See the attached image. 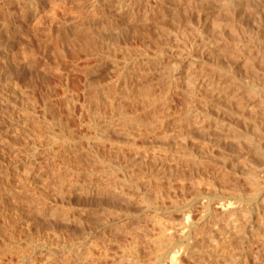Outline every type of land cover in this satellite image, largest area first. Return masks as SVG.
Masks as SVG:
<instances>
[{
  "label": "rangeland",
  "instance_id": "374dc122",
  "mask_svg": "<svg viewBox=\"0 0 264 264\" xmlns=\"http://www.w3.org/2000/svg\"><path fill=\"white\" fill-rule=\"evenodd\" d=\"M19 1L21 0H3L0 3V15L2 16H0V25L2 26H0V40L5 43L2 49L5 51L1 50L2 53H0V62L3 64V68H6L5 70H8L9 72H7L14 78V82L16 80L15 83L19 84L18 91L21 94V97L17 98L19 105L16 104V106L14 100H10L15 98L11 88H8V85L11 84H4V81L0 80V175L2 177L0 179V264H22L21 257L23 254L32 256L27 264H39L44 260L46 262L51 260L49 264H152L154 249L148 246V242L158 232L156 224L158 222L155 218H152L154 216H151L154 213L146 212L147 215H145L146 213L141 210L143 205L142 202H139L138 196L133 200L126 199L124 196L117 194V191L110 188L107 183H103V180L98 177V173L102 172L100 170L102 169L101 157L106 161L120 163L122 168L129 167L127 161L122 158L124 154L128 153V148L127 145H124L118 149L120 151L116 152L109 141L94 140L96 130L89 124L92 120H97L96 122L103 129L107 127L105 128V133L107 131L106 137L121 141L126 139L124 132L127 124L120 121L117 115L112 117L107 107L105 109L102 105L98 108L94 102H92L94 105L90 104L98 87L101 89L106 84H111L109 82L115 77V73L114 67L108 63L94 77L97 80L92 81L93 78L91 80L86 78V74L82 71H85L88 67H94L95 62L92 59H85V35L88 33V36L97 37L99 29L103 25H110L109 23L112 20L116 22V25L117 23L121 25L118 29H120L122 35H119V37L129 34V32H135L139 36H136V39H132V36L128 39L129 42L132 41V45L137 46L134 53L139 54L142 51V53L153 55L156 48L160 46L159 41L152 37L153 33L161 41L176 43L174 35L170 31L181 26L187 21L186 19H193V23L200 20L209 34L216 33L215 23L224 21L226 12L223 11V8L213 7V4L208 3L215 4L217 0L207 2L195 0L192 5L184 0L163 5V9H160L158 13L154 11L150 13L152 16L149 15L150 20L147 21L144 18V12H142L145 3L141 6L144 1L134 0L136 2L134 7L133 0H130L131 3L128 2V4L131 6L128 8L133 6L135 10L133 7V10H129L134 13L132 12L130 16L122 21L116 15L118 14V0L112 1L114 3L108 6H102L100 3L102 8L94 5V0H38V2L41 1L40 5L34 1L37 5L35 15L24 11L25 7L23 5H26V0ZM126 1L125 3H127ZM116 3L117 5L114 6ZM54 8H56V11ZM25 13L27 14L25 15ZM242 13L244 14L243 17L247 16L248 19H244V23L242 22V25L239 24L238 27L242 31L244 41H248L251 35L256 37L258 34L256 25H254L255 17L248 15L249 12L246 9H242ZM198 14L201 17H198ZM92 16H94V19ZM116 32L117 30H113L111 34L116 36ZM142 34L146 37H144L145 39ZM119 40L123 44L122 39ZM145 43L150 46L146 48ZM103 46L106 47V43ZM162 61L164 72L174 62L184 64L181 59L169 53L163 55ZM241 65L238 66L241 68ZM76 68H79V71ZM156 72L158 73L157 70ZM156 72H154L155 75L150 73V78H148L150 81L147 79L144 81L147 80L148 83L157 81L156 83L160 82V85H166L167 81L158 79L159 74ZM18 80L19 82H17ZM97 81L102 85L96 86L98 85L95 84L98 83ZM33 84H36L35 87L37 88L35 93L30 89V87L34 88ZM70 85L79 89L75 90ZM68 88L73 89L75 93L72 90L69 91ZM84 91H87V95ZM88 92L90 93L88 94ZM97 94H99V90ZM114 95H117V93ZM118 96H121V94ZM172 100L168 108L163 111L170 117L169 127L176 126L180 122V116L185 115L190 107L193 108L199 103L196 99L194 103L190 104L188 96L182 90L173 95ZM28 101H34L36 106L32 105L34 106L32 107L30 103L25 104ZM45 103L48 105L49 111L44 113L45 108H47ZM85 103L92 105L90 108L92 111L85 109ZM130 105L126 109L128 112L133 113L136 109L134 110ZM230 107L237 109L235 105ZM140 108L137 107L139 110ZM50 109L53 110L50 111ZM92 114L95 115L94 118ZM243 127H246V125ZM229 151L225 153L230 155ZM250 155L255 158L257 164L264 163V160H261L254 153H250ZM259 160L260 163H258ZM234 163L236 161L230 162L227 167L232 166ZM180 166L181 169L178 168V172L183 170L179 172L180 174L184 172L188 174L186 175L189 180L193 178V188L197 185V181L202 180V186L200 185L199 189L204 195L201 198H204L205 193L209 192L208 188H210V192L215 193L213 195L217 200L222 198L218 195L228 191V188L229 191L232 189L234 191L237 189L244 192L251 191V184L245 179L242 172L229 171L230 174L224 176L223 181L222 175L217 174V167L213 164H206L202 168L203 170L200 169L202 172L200 170L191 172L192 170H189L188 167L182 164ZM31 171L33 174L30 173ZM188 171L193 174L190 176ZM27 174H29L28 177ZM118 174L120 177H124L125 173L118 170ZM125 178L127 177L125 176ZM207 180H209L208 183ZM212 183L213 186H217L214 188L211 185ZM129 189L128 184H125V192ZM188 193L190 192L188 191L187 195ZM191 193L186 196L189 197ZM181 195L183 196L181 192L176 196L174 194L176 198L173 199H182ZM217 200H212V207L217 218H220L222 209L218 206ZM172 203L171 197L168 201L166 200L165 204L170 206ZM202 203H205V198L197 204H193L194 206L179 208L182 212L178 209L168 217H163V215L168 214L160 212V217L162 216V220L165 221L171 219L170 221L174 223L178 220H185L184 222L187 223L199 222L197 223L196 232L201 234L207 224L201 218V216L204 218L202 215L204 214V204ZM186 212L187 217L185 216ZM210 225L212 223H209V227ZM134 234H138V236ZM133 236L137 239L134 238L133 240ZM138 237L140 238L138 239ZM135 239L142 242L139 245L141 246L139 247L141 248L140 251L136 248L134 250L135 245L138 244H134ZM236 241L238 243L241 240ZM262 241H260V244L257 241L259 245L255 244L258 248L255 245L250 246L248 241L242 242V245L241 242L238 245L236 243L234 246H238V249L235 250L233 249L234 246H232L233 248L228 247L227 251L229 252L226 254L229 258L222 264H245L246 259L244 257L246 254H250L252 264H264V254H261L257 260L252 257L253 252H257V249L260 250L264 247L263 244L261 245L264 240ZM79 244L80 246H78ZM34 246L38 247L33 250ZM239 246H242V249ZM39 247H41V250L51 247L57 254L48 260V253L39 250ZM244 251L245 253H243ZM229 254H232L231 257ZM239 254L240 256H238ZM186 256L185 254L181 256L183 263L194 264ZM164 264L169 263L165 261Z\"/></svg>",
  "mask_w": 264,
  "mask_h": 264
},
{
  "label": "bare ground",
  "instance_id": "6f19581e",
  "mask_svg": "<svg viewBox=\"0 0 264 264\" xmlns=\"http://www.w3.org/2000/svg\"><path fill=\"white\" fill-rule=\"evenodd\" d=\"M1 1L3 0H0V3ZM34 1L38 2V0H26V5H23V7H25V12H30L32 15L36 14L37 5ZM112 1L114 0H94V5H98L97 7H99L101 3L102 6H108ZM118 1V14L116 15H118L117 18L123 21L132 14L133 6L128 8L131 6L128 4V2L131 3L130 0ZM125 1L127 3H125ZM136 1H144L143 4H141V6H143L145 3V9L142 7V12L145 14V20L148 21L150 20V13H153V11L158 13L160 9H163V5L168 3L174 4L184 0ZM187 1L189 5H192L195 0ZM203 1L207 2L212 0ZM40 2H38V4ZM117 3L114 4V6L117 5ZM135 3L136 2H134V7ZM208 3L213 4V7L217 6L218 8H223V11L226 12L224 21L215 23L217 27L216 33L209 34L200 20L197 23H193V19H186L187 21H185V23L176 27L175 30L170 31V33L174 35L176 43L161 41V39L156 37L153 33L152 37L159 41L160 44L153 55L142 53V51L139 54L134 53L137 46L132 45V41L129 42L128 39H130L131 36L132 39H136L139 36H137L135 32H129V34L127 33V35L119 37V35H122L120 29H118L121 25L118 23L116 25V22L112 20L109 23L110 25H103L99 29L97 37L88 36V33L85 35L86 58H84L86 60L92 59L95 62V64H93L94 67L91 66L86 68L85 71H82L86 74V78L90 80L93 78L92 81L97 80V78L94 77L103 66L108 63L114 67L115 73V77L109 82L111 84H106L107 87H105V85L103 86L104 88L101 89L98 87L96 93H93L94 99L90 104L94 102L98 108L102 105L105 109L107 107L112 117L117 115L120 121L127 124L124 132L126 139L124 141L119 139L111 140L109 137H106L107 131L105 133V128L107 127L103 129L100 124L98 125V122H96L97 120H90L91 123L89 126L96 130V136H93L94 140L97 139L102 142L109 141L116 152L120 151L118 149L124 145H127L128 148V153L124 154L122 158L129 164V167L126 166L128 170L130 169L129 171L125 167L126 170L122 168L120 163L117 164L113 163L114 161H106V159L101 157L100 164L102 165V169L100 170L102 172H99L100 174L98 173V177L103 180V183H107L110 188L118 192L117 194L124 196L126 199L129 198L133 200L138 196L140 199L139 202H142L141 204L143 205L141 206V210L145 213H154V215L151 216H154L152 218H155L158 222L156 223L158 232H156V236L152 239L150 238L151 240L149 239L150 241L148 242V246L154 249V261L152 264H164L165 261L169 264H184L181 257L182 254H185V256L187 255L194 264H222V262L224 263L229 258L227 255L229 252L227 248L236 245V240H241L239 241L241 245L242 242L248 241V243L250 242V246L257 244V241H259L260 244V241L263 242L262 240H264V163L257 164L255 158L250 155V153H254L261 158V160H264V0H217L215 4ZM102 6L100 7L102 8ZM56 8H54L55 11ZM116 8L117 6L115 10ZM242 9H246L249 12L247 13L248 15L255 17L254 25H256L258 34L256 37L251 35L248 41H244L242 31L238 27L239 24L242 25V22L244 23V19H248L246 18L247 16L243 17L244 14L242 13ZM27 13H25V15ZM92 17L94 19V16ZM198 17H201V15L198 14ZM113 30H117L115 33L116 36L111 34ZM144 37L145 36H143V38ZM118 38L122 39L123 44H121ZM104 43H106V47L103 46ZM3 44L5 43L0 40V51L3 49V46H5ZM145 45L146 48L150 46L146 43ZM2 51L0 53H2ZM133 53L138 55H134ZM166 53L181 59L186 65L174 62L170 68L164 72L162 60L163 55ZM74 65L76 64L74 63ZM238 65H241V68L244 67V70ZM5 69L6 68H3V64L0 62V80L4 81V84H11L8 85V88H11L15 98H9H11L10 100H14L13 102L15 105H19L17 102V98L21 97L18 91L19 84L17 85V83H15L16 80L14 82V78H12L8 73L9 71L7 70V72ZM76 69L79 71V68ZM154 72L159 74L158 79H165L167 84L163 86L160 85V82L156 83L157 81L155 83H148V81H150L148 78H150V75L152 73L154 74ZM145 79L148 81H144ZM17 82H19V80ZM95 84L99 86L100 82ZM35 85L34 88L30 87L33 93H35L37 89ZM101 85L102 84H100V86ZM70 86L73 87V85ZM78 89L75 88V90ZM180 89L188 96L190 104L194 103L196 99L199 103L193 108L190 107L185 115L180 116V122L177 123L176 126L169 127L168 123L170 117L163 113V111L168 108L173 95L179 93V91H181ZM70 90L73 92V89H69V91ZM98 90L99 94H97ZM90 92H88V94ZM85 93L87 95V91ZM113 93H117V95ZM119 94H121V96H118ZM41 95L44 94L41 93ZM44 97L46 96L44 95ZM26 103H30L31 106L34 105V101H28L25 102V104ZM130 104L134 110L136 109L133 113L128 112L126 109ZM233 105L237 108L236 110L230 107ZM45 106H47V108H45L44 113L49 111L48 105L46 104ZM91 106L88 103L84 107L89 111ZM84 107L82 108L84 109ZM137 107H141L140 110L137 109ZM51 110L53 109H50V111ZM94 116L95 115H93V118ZM105 116L107 117V115ZM244 125H246V127H243ZM228 150L231 151H229V154L231 153L230 155L225 153L228 152ZM235 161L236 163L227 167L230 162ZM258 163H260V160ZM181 164L188 167L189 170L191 169V172L202 169L206 164H213L217 167V174L222 175V180L230 174L229 171L234 173L242 172L245 179L251 184V191L244 192L240 189L235 191L232 189L229 191L228 188V191L218 195L222 196V198L217 200L213 195L215 193L210 192V188H208L209 192L205 193L206 195L204 197L205 203H202L204 204V214H202L204 218L201 216L202 220H204V222L206 221L205 223L207 224L201 234L196 232V228H198L197 223L199 222L187 223L184 222L185 220H178L179 222L176 221L174 223L170 221L171 219L167 221L162 220L163 218H161L162 216L160 217V212L168 214L163 215V217H168L170 214L172 215L174 211H178L179 208L182 209V207L185 206H194L197 202H200L201 199H204L201 198L204 193L199 189L202 180L197 181V185L193 188V178L189 180L187 173V175L184 172H181L182 174L179 173L183 170H179L178 172V168L181 169ZM118 170H122L125 173L124 177L119 176ZM188 172L190 173V171ZM30 173H32V171ZM191 174L193 173H190V176ZM28 175L29 174H27V177ZM125 176L127 178H125ZM0 179H2L1 175ZM198 179L200 180V178ZM208 182L209 180H207V183ZM125 184H128L131 191H129V189V192H125ZM211 185L213 186V183ZM211 185L206 186L210 187ZM216 186L217 185L213 187L215 188ZM188 191L190 193L192 191L189 197H187L190 194L188 193L187 195ZM178 192L183 194V196L181 195L182 199L174 200L173 198L179 194ZM171 197L173 203L169 206L165 203L166 200L168 201ZM213 199L217 200L218 206L222 209L220 218H217L213 210ZM135 211L138 212L137 210ZM186 214L187 212L185 213L187 217ZM145 215H147V213ZM155 219L153 220L154 222ZM209 223H212L210 227ZM197 234L202 236L199 237ZM134 235L138 236V234ZM135 236H133V240L136 238ZM139 238L140 237H138V239ZM136 243L138 244L135 245V247L133 245L134 250L135 248L137 250L141 249L139 245H141L142 242H138L137 240L134 244ZM262 244L264 246V243H261V245ZM42 246L44 247V245ZM78 246H80V244ZM36 247L34 246L33 250ZM133 247H131V249H133ZM234 247L235 248H232L235 250L238 246ZM39 248V250H41V247ZM239 248L242 249V246H239ZM41 251H46V253H48V260L52 259L51 257L57 254L51 247L43 248ZM243 253H245V251ZM240 254L238 256H240ZM261 254H264V247L260 250L257 249V252H253V255L251 253L252 257L256 260L260 258ZM231 255L229 254L230 257ZM31 257V255L23 254L21 257L22 264H27ZM244 258L246 259L245 264H252L250 254H246ZM50 262L51 260L49 262L44 260V262L39 264H49Z\"/></svg>",
  "mask_w": 264,
  "mask_h": 264
}]
</instances>
